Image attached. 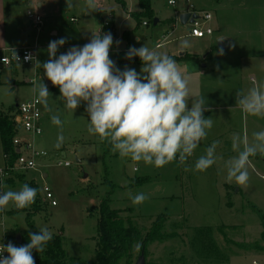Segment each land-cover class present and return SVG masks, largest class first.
<instances>
[{
  "label": "rangeland",
  "instance_id": "1",
  "mask_svg": "<svg viewBox=\"0 0 264 264\" xmlns=\"http://www.w3.org/2000/svg\"><path fill=\"white\" fill-rule=\"evenodd\" d=\"M126 1L130 12L141 11L140 0ZM190 2L201 12H212L214 18L209 24L214 26L217 21L234 39L229 52L222 50L221 53L220 50L213 54L217 64L211 57L205 59L204 56L212 49L211 44H217L215 37L219 31L212 37H189L190 25H184L178 19L169 22L172 18L176 20L177 10H184L186 2L179 7L169 5V0H151V8L156 15L152 20L150 17L143 19L149 22L148 26L143 22L137 26V19L128 14L118 0H97L103 10L96 11H85V0H70L72 7L67 6V0H0V51L7 46L32 45L37 48L39 57V61L20 66L16 72L3 67L0 116L14 114L18 111V104L35 96L32 81H44L47 85L51 111L42 105L44 132L35 138V143L38 149H45L48 156L40 160V171L24 172L23 175L26 180H34L39 185L41 200L47 206L34 217L37 229L47 227L53 235L60 234L72 264H96L100 212L92 209L100 207L103 201L108 202L113 210H120L121 216L132 220L144 235L151 230L158 216L165 215L167 220L163 232L168 237L148 245L146 254L142 251L146 264H253V261L264 264L263 226L260 217L249 206V203H254L264 211V158H249V181L245 186H237L234 180L228 182L225 166L238 154L232 148L233 134L247 135L251 143L252 134L264 130V118L247 115L236 105L237 92L255 86L254 83L246 79L228 80L223 72L224 66L228 67L230 77L233 68L238 67L235 60L241 59L246 65L261 67L256 84L264 82V0ZM28 11L43 16L39 32L33 26ZM154 18L161 20L154 24ZM114 20L119 30L133 32L130 47L145 45L168 55L196 52L202 65L209 67L204 69L200 65L204 75H192L189 66L181 67L176 61L181 71L187 70L191 77L189 107L191 99L203 97L209 108L203 115L213 120L207 137L184 164H180L178 157L160 168L134 162L130 158L121 159L118 152L111 150L109 143L101 142L97 135L88 133L90 117L85 108L78 107L74 112L67 110L58 98L60 93L47 84L49 80L39 63L42 65L49 59L47 49L50 41L66 38V43L58 48V57L72 46L90 42L93 32L107 33L105 23ZM185 39L190 47L181 49L180 43ZM161 42L163 45L157 48L156 44ZM126 43L121 37L113 42L110 49L115 52L110 53L113 61L119 51L127 49ZM126 66L137 72L141 70L140 64ZM216 66L218 73L213 71ZM12 80L17 82L10 83ZM81 104L86 107V102ZM53 115H58L63 122L64 142L59 149L55 144L61 128L52 123ZM21 135L26 134L23 132ZM214 141L218 142L216 163L206 171H193L196 160ZM61 160L71 166L57 165ZM3 162L5 156L0 137V167ZM43 172L48 174L47 178ZM141 176H149L150 180L138 187L131 186ZM45 184L51 187L57 206L45 200L42 194ZM3 185L4 188L10 184L5 182ZM22 185V182H17L16 187L8 190L18 191ZM138 193H144L148 198L139 205H133L130 194L135 196ZM30 208L31 205L17 210L9 203L0 211V245L12 242L20 246L22 237L30 231L27 222ZM141 253L135 246L132 264L137 263ZM121 264H127V260Z\"/></svg>",
  "mask_w": 264,
  "mask_h": 264
},
{
  "label": "clouds",
  "instance_id": "2",
  "mask_svg": "<svg viewBox=\"0 0 264 264\" xmlns=\"http://www.w3.org/2000/svg\"><path fill=\"white\" fill-rule=\"evenodd\" d=\"M174 2L170 0V3ZM67 6L72 7L70 0H67ZM98 9L103 10L97 0H85V11ZM113 42L110 32L101 34L99 30V33L93 32L90 42L72 46L57 57L58 48L66 43V38L53 40L47 49L49 59L39 66L43 67L44 76L52 85L59 88L58 98L67 110L74 112L81 102H86L85 111L90 117L88 133L109 143L111 150L118 152L121 159L130 158L160 168L178 157L180 164H184L213 127L211 117L203 115L205 99H191L189 107L191 77L181 71L170 55L145 45L130 47L125 54L128 60L140 58V72L127 66L124 70L119 69L110 58ZM188 47L187 39L180 43L181 49ZM14 58L19 60L15 51ZM24 59L32 60V54H26ZM32 83L36 102L51 111L47 85L44 81L34 80ZM236 105L247 115L264 118V82L247 92H237ZM51 121L61 128L55 144L59 149L64 142L63 122L58 115H53ZM252 136L251 143L247 135L233 134L231 138L232 148L238 154L225 165L226 180H234L237 186H245L249 181V158L257 154L264 156V130L254 132ZM217 143L214 141L205 149V154L196 160L193 171H206L216 163ZM36 195L37 189L27 183L18 191L0 192V211L9 203L17 209L28 207L35 202ZM130 198L133 205H139L148 197L138 193L135 196L130 194ZM52 238V232L43 227L38 233H30L25 245L3 244L0 246V264H35L33 250L43 252ZM5 252L7 256L3 255Z\"/></svg>",
  "mask_w": 264,
  "mask_h": 264
},
{
  "label": "trees",
  "instance_id": "3",
  "mask_svg": "<svg viewBox=\"0 0 264 264\" xmlns=\"http://www.w3.org/2000/svg\"><path fill=\"white\" fill-rule=\"evenodd\" d=\"M122 6H125V2L123 0H118ZM141 11L134 12L132 16L137 19V26H139L143 19L146 17L152 18L156 15L153 8H151V0H140ZM155 18L153 19V21ZM160 22V21H159ZM175 22L174 18L170 21ZM149 24V22H147ZM105 29L107 33H111L113 39H115L117 31L114 29L113 25L110 23H105ZM133 32H124L122 38L127 42L126 43V51H121L117 54L114 59L116 66L124 70L126 64H140L142 62L140 58L133 57L131 60L125 58V54L131 46ZM175 61H186L191 60L193 58H197L193 55H184V56H171ZM1 71V70H0ZM0 72V85H1V74ZM52 89L56 90L58 93L59 88L57 86H52ZM79 107H84L80 104ZM16 135V128L14 127V117L9 114H3L0 116V137L2 147L4 149V155L6 158V164L12 165L14 161L19 157V153L15 149L13 145V138ZM256 158H264V156L257 154L254 156ZM18 179V180H17ZM22 182L23 184L27 183L30 187L37 189V195L35 197V202L31 204V208L27 211V222L30 228V231L25 233L22 237L21 245H25L29 242V234L30 233H38L34 217L44 211L47 207L46 203L41 200V190L39 185L36 184L34 180H26L25 175L23 174H15L14 177L7 179L5 182L15 186V181ZM149 176H141L137 177L136 180L133 181L131 186L138 187L139 185H143L147 181H149ZM251 210H253L258 217L261 219V223L263 226L262 236L264 238V211L256 206L254 203H249ZM99 209V218H98V245L96 249L95 259L96 264H121V262L126 259L127 264H132V252L134 247L139 245L140 253L144 251L146 254V250L148 245L151 243L157 242L158 240H164L165 237H168L164 232V226L166 222L165 215H160L157 217V220L153 223L151 230L148 231L145 235L138 229L132 220H126L121 216V211L113 210L110 208L108 202L103 201L100 204V207H95L92 210ZM19 210V209H17ZM16 211V210H13ZM12 211V212H13ZM94 216L93 214H90ZM264 249V246L262 247ZM8 255V254H7ZM6 255V256H7ZM33 257L35 260V264H72L68 259V254L66 249L64 248V240L60 234L53 235L51 241L47 243L45 246V250L41 253L33 250Z\"/></svg>",
  "mask_w": 264,
  "mask_h": 264
},
{
  "label": "built area",
  "instance_id": "4",
  "mask_svg": "<svg viewBox=\"0 0 264 264\" xmlns=\"http://www.w3.org/2000/svg\"><path fill=\"white\" fill-rule=\"evenodd\" d=\"M184 2L187 3L184 10H177V19L179 20L180 15L183 13H195L197 17L193 22L188 25L191 26L189 36L196 38H204L214 33V29L209 24L213 18L211 12H201L196 9L190 0H175L174 3L169 5L181 6ZM30 18L33 20V26L39 32L41 25L43 24V16L32 11H28ZM108 24V22H107ZM146 25L147 22H144ZM14 51L19 57V60L14 58ZM32 54L33 59L26 61L24 59L26 54ZM38 55L36 48L33 47H22L21 49H10L7 54L2 55L0 58L1 65L13 66L21 64H32L36 62ZM18 111L14 117V127L16 128V135L13 138V145L19 157L14 161L12 165L6 164L4 168H0V192H3V184L9 178L15 176V174H24V172L29 171H40L41 165H39L40 160L48 156V152L45 149H38L36 147L35 138L40 137L44 132V127H42V120L44 111L42 109V104L36 102V96L31 99L23 101L17 107ZM26 135H21L22 133ZM57 165L71 166L69 162L59 161ZM44 173V172H43ZM264 179V176H263ZM44 198L47 202L52 203L53 206H57L58 203L54 200V194L51 187L45 184L43 187ZM2 246V245H0ZM4 256L7 252L3 253ZM253 264H259L257 261H253Z\"/></svg>",
  "mask_w": 264,
  "mask_h": 264
},
{
  "label": "crops",
  "instance_id": "5",
  "mask_svg": "<svg viewBox=\"0 0 264 264\" xmlns=\"http://www.w3.org/2000/svg\"><path fill=\"white\" fill-rule=\"evenodd\" d=\"M124 2H125V6L123 7L125 10H126V12L128 13V14H132L133 15V13H134V11L133 12H130L129 11V9H128V4H127V1L126 0H123ZM39 6L40 7H42L43 6V4H39ZM112 12V15L114 16V12L113 11H111ZM136 12V11H135ZM210 12V11H209ZM212 13V12H211ZM40 14V13H39ZM130 16V15H129ZM213 18H214V16H213ZM213 18H212V20H213ZM105 18H102V20H104ZM161 19L160 18H158V22L157 23H159V21H160ZM106 20H104V22H105ZM123 21V20H122ZM175 21H177V18H176V20ZM144 22H147V20L145 19L144 21H143V24H144ZM122 23V22H121ZM110 25H113V27H114V29L117 31V34H116V37H115V39H113V41H115L116 40V38H122V35H123V33L124 32H126L127 30H119L117 27H116V22H115V20L114 21H112V22H110ZM145 25V24H144ZM147 26L149 25V24H146ZM175 25H176V23H175ZM175 25H173V26H175ZM211 27L214 29V33L213 34H211V37L212 36H214V34H215V32H218L217 33V35H216V37H215V41L217 42V44H211V50L209 51V53L208 54H206V56H204V58L205 59H208L209 57H211L212 58V60L214 59V56H213V54L214 53H218L220 50H223V51H225V52H229V50L231 49V48H233V45H234V39H233V37L231 36V34H229L228 33V29H226V28H224V27H221L220 25H219V23L216 21L215 22V25L214 26H212L211 25ZM174 28V27H173ZM37 30V29H36ZM127 32H129V31H127ZM174 32V31H173ZM239 32H241L240 30H239ZM172 33V32H171ZM170 35V34H169ZM188 36H189V34H188ZM190 37V36H189ZM196 38V37H195ZM157 45H159V47H161L162 45H163V43L161 42V43H157L156 44V47H157ZM27 46H29V47H33L32 45H26V46H7L6 48H2V50L0 51V53H2V55H5V54H7L8 53V51L10 50V49H21L22 47H27ZM159 47H157V48H159ZM33 48H36V47H33ZM37 49V48H36ZM124 51H126V50H124ZM120 52V51H119ZM118 52V53H119ZM180 52V51H179ZM110 53H115V52H113V51H110ZM193 55V56H196L197 58H193V59H191V60H186V61H179L180 62V66L181 67H185V66H189L190 67V70H189V72L192 74V75H195V74H201V76H203L204 75V73H201V69L199 68L200 67V65H202V61H201V59H200V56H199V54L198 53H196V52H191V53H188V52H180L179 54L178 53H174V54H172V55H177V56H184V55ZM2 55H0V58L2 57ZM37 55H38V52H37ZM172 55H170V56H172ZM37 61H39V57H38V59H37ZM214 61V63L215 64H217V60L215 59V60H213ZM236 62H238L237 64V68L235 69V68H233V70L231 71L232 72V74H231V76L229 77V70H228V67H226V66H224L225 68L223 69L224 71V73L226 74V76H227V78H228V80H229V78H232V79H235V78H237V79H241V80H243V79H246L247 81H249L250 83L251 82H253L254 83V85L256 86L257 84H256V80H257V78H259V76H260V71H261V67H259V68H257V66H254L253 64L252 65H246V62L245 61H243V60H235ZM178 62V63H179ZM230 63H231V60H230ZM198 64H199V66H198ZM23 65H28V64H21V66H23ZM224 64H222V66H223ZM226 65H228V64H226ZM232 65V64H231ZM4 66H6L7 68H10V70H12V71H14V72H16L15 71V69H17V68H20V66H18V65H13V66H7V65H1L0 64V72H2V69H3V67ZM201 67H203L204 69L206 68V69H209V67H208V65L207 64H203ZM234 67V66H233ZM252 67V68H251ZM259 70V71H258ZM213 71L215 72V73H218V71H219V68L216 66V67H214V69H213ZM229 71V72H228ZM184 73H188L187 72V70H184L183 71ZM2 75H3V72L1 73ZM190 74V75H191ZM13 77V76H12ZM47 80V79H46ZM17 81H15V80H12L10 83H16ZM249 82H248V84H249ZM47 83H48V81H47ZM3 84V81H2V76H1V85ZM249 85H251V84H249ZM49 87H52L53 85H52V83L50 82V85H48ZM251 87H249V88H247V87H245L244 89H243V91L244 92H247V90L248 89H250ZM52 89V88H51ZM19 105V104H18ZM18 105H17V107H18ZM231 108V107H230ZM229 108V109H230ZM207 110H209V108L208 107H205V111H207ZM14 113V112H13ZM16 113L17 112H15L14 114H9L10 116H13V117H15V115H16ZM43 117H44V115H43ZM212 138V137H211ZM210 138V139H211ZM5 156V155H4ZM5 165H6V158H5V162H3V165H2V167H0V168H4L5 167ZM43 175H44V177L45 178H47L48 177V174L46 173V172H44L43 173ZM18 182V181H17ZM17 182H15V186H5L4 188H3V192L4 191H8V189L9 188H11V187H16L17 186Z\"/></svg>",
  "mask_w": 264,
  "mask_h": 264
},
{
  "label": "water",
  "instance_id": "6",
  "mask_svg": "<svg viewBox=\"0 0 264 264\" xmlns=\"http://www.w3.org/2000/svg\"><path fill=\"white\" fill-rule=\"evenodd\" d=\"M196 17H197V14H195V13H193V14H191V13H183V14L180 15L179 20H180V22L182 24L188 25L190 22H193ZM157 22H158V18H156L154 20V24H157ZM47 84L50 85V82L48 81ZM63 155L65 156V153ZM17 241L18 242L20 241V237L17 238ZM146 263H147L146 262V257L144 255V253L142 252L140 254L139 259H138L136 264H146Z\"/></svg>",
  "mask_w": 264,
  "mask_h": 264
}]
</instances>
